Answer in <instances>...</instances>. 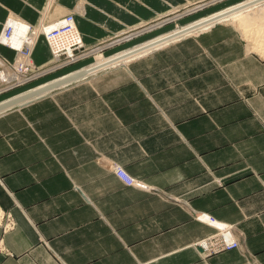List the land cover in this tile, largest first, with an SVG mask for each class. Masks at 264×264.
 Listing matches in <instances>:
<instances>
[{"label": "crops", "instance_id": "obj_1", "mask_svg": "<svg viewBox=\"0 0 264 264\" xmlns=\"http://www.w3.org/2000/svg\"><path fill=\"white\" fill-rule=\"evenodd\" d=\"M49 1L0 0V31L10 16L37 28ZM193 1L54 0L44 22L73 13L83 42L111 45ZM233 31L216 26L1 114L11 227L0 225V264H264V63ZM49 56L43 42L32 52L36 63ZM215 223L239 248L206 257L196 242Z\"/></svg>", "mask_w": 264, "mask_h": 264}, {"label": "rangeland", "instance_id": "obj_2", "mask_svg": "<svg viewBox=\"0 0 264 264\" xmlns=\"http://www.w3.org/2000/svg\"><path fill=\"white\" fill-rule=\"evenodd\" d=\"M196 1H201V3L194 4ZM245 1H247V0H220V1L212 3L213 0H208V2L207 1L204 2L202 0H195L193 2H190L191 4H194V5H191L188 7L186 6L187 4L184 3L183 5L176 8V10H178V12L176 14H171V15L167 16V18L164 16V18H162L161 20L155 21L158 23L164 21V23L162 25L157 24V26L155 27V26H152L153 24H155V22H150V24L148 26H151L154 28H152L148 32H145L144 34H141L139 36H135L129 41H125V40L118 41V43L115 41H116V39H119V38H116V39H114L115 43L111 44V45H109V44L112 43V41H110V40L105 41L107 39H110V37L107 36L101 40H98L97 42H95L93 44H85L83 48L82 47H77V48L74 47L73 51H72L73 57H69V55H67L65 51H62V53L58 52L55 54L58 56L56 58V57H54L53 53L49 52L50 58L48 61H44V62L41 61V63H36L32 58V50L27 51V47H26V48H24V51L20 55L21 57H23L22 58L23 62L21 63V65L23 66V69H25V71L22 72L23 74H21L20 77L22 78L24 76H27L29 79L26 78L27 80H25L24 84H17L16 81L20 77L18 79H16V81L14 80L13 82H11L9 84L0 81V103L5 101V100H8L9 98L16 97V96L20 95L21 93H24L28 90L30 91L32 89H35L34 87H36V86L46 84L47 82L54 81L56 79H59L61 77L66 76V75L76 73L80 70L83 71L85 68L89 67L90 65L94 64L97 61L96 56H98V57L100 56L102 58H108L114 54L121 53V52L126 51V50H130V49L135 48L141 44L152 42L153 40L157 39L159 36L166 34V33L170 32V31H172L178 27L181 28V27H184V26H187L190 24L197 23L200 20L207 18L208 16L213 15V14L220 12V11H223V10H225L224 12H226L227 10L231 9L230 7L235 6L237 4H240V3H244ZM262 3H264V0H260V1L259 0H253V1H250V2L242 4V5L247 6V5H252V4L253 5L261 4V7H264L263 6L264 4H262ZM242 5H240V6H242ZM237 7H239V6H237ZM171 9H172V7L169 8L168 11L163 13L162 15H165L166 13L171 12L170 11ZM240 10H243V9L241 8V9L235 10L234 12H238ZM185 12H187V13H185ZM224 12H220V14H222ZM174 15H178L179 17H177V19H175L176 16H174ZM151 21H154V19ZM223 22H215L214 24H212L213 26L211 25V26L207 27L208 29L207 28L202 29L201 32H199V30H197L198 32L194 31L192 34H190V35H188V36H186V37H184V38H182V39H180L174 43H171V44L163 46L159 49L153 50V51L146 53L142 56H139L137 58H132L131 60H127L126 62H124V61L119 62L113 66L107 65V66L101 67L99 69H96L92 72H89L88 74H86L84 76H81L75 80L70 81L69 83L65 84L64 86H59V88L56 87V90L52 89L53 91H49L47 93V95H45V96H49L52 93L58 92V91L63 90L65 88H75L79 85L88 83V82L94 80L95 77H100V76H103L105 74H108L112 70L126 68V66L129 65L132 61L141 60L142 58H145V57H147V56H149L155 52L157 53L161 50H164L165 48H167L170 45H174V44H177L180 42H184L185 40H188V39L198 38V37L208 33L210 30H212L216 26L222 25V26L233 27V25L230 21H227L226 23L225 22L223 23ZM234 26H235V24H234ZM236 27L234 29L235 31H233V32H235L238 35L239 41L242 44V49L245 51V54L251 55V56H253V58H256L259 62L264 63V56L261 55L259 52H257L253 48V43L251 41H249L251 39L245 38L243 33H241V30L238 28L236 29ZM184 29H186V28H184ZM129 30H131V28H125L124 30H121L120 32L129 31ZM120 32H118L117 35H119ZM123 37H120V39H122ZM168 41H170V40H167L166 42H168ZM166 42H164V43H166ZM164 43H162V44H164ZM97 44H99V45H97ZM0 47L1 48L3 47L0 50V56L2 57V59L0 60L1 61L0 62V71H2L3 67H5V69H3L4 72H7L13 76L14 73H17L20 71L17 67L13 66L14 64L12 63L15 61L14 59L17 57V51L12 50V49L8 48L7 46H4V45H1ZM47 49H48V47H47ZM97 51H99V52H97ZM8 53H11V54H8ZM7 55H8V57H6ZM56 65H57V67H56ZM216 68L219 69L220 71H222L221 68L217 65H216ZM91 69H93V68H91ZM36 73H37V76H36ZM45 96H42L40 98H43ZM38 99L39 98L34 99V100H38ZM34 100H31L30 102L25 103L22 106L27 105ZM19 107L15 108V109H18ZM115 168H119V167H115ZM114 169H113L114 173H117L116 170H114ZM128 184L131 187H135L138 189L143 188V187H141L142 184L138 183V180L134 181L131 178H130V182ZM150 192L152 193V192H154V190L150 188ZM228 228H230V226ZM216 232H217V230L213 228V231L210 234H208L207 236L215 234ZM207 236H205L204 238H206ZM204 238H202V239H204ZM198 242H196V244ZM238 248H239V244H238ZM219 253H223V252H219ZM219 253L216 252L214 254H219ZM205 256L208 257L210 255L206 254Z\"/></svg>", "mask_w": 264, "mask_h": 264}, {"label": "bare ground", "instance_id": "obj_3", "mask_svg": "<svg viewBox=\"0 0 264 264\" xmlns=\"http://www.w3.org/2000/svg\"><path fill=\"white\" fill-rule=\"evenodd\" d=\"M53 2H54V0L49 1V3H50L49 8L46 9L45 13L43 14V18L41 19L42 22H40V24L37 28H34L33 26H31L27 22L16 18V16H10L9 18H7V20L5 19L6 21L3 23V26H2L1 31H0V46L4 45V46H7L8 48H10L12 50L17 51V57L14 59L15 61L12 63L14 64L13 66L17 67L20 71L17 73H14L15 75L13 74V76H12L9 73L4 72L3 69H5V67H3L2 71H0V81L1 82H5V83L9 84V83L13 82L14 80L16 81V79H18L20 77V75L23 74L22 72L25 71V69H23V66L21 65V63L23 62L22 61L23 57H21L20 55L24 51V48H26V47H27V51L32 50V52H33L35 50L37 44L39 42H43L48 47V51L53 53L54 57L57 58L58 56L55 54L58 52L62 53V51H65L66 54L69 55V57H73V54H72L73 48L74 47H76V48L82 47L83 48L84 45L86 44L85 42H83L82 34L80 33V31H79V29H78V27L74 21L73 13L69 14V16L71 15L70 19H66L65 17H60V18L57 17V18L53 19L52 21H50L49 23L44 22V20L47 16V13L49 12L48 10H50L51 4ZM262 4H264V3H262ZM241 8L243 10H240L238 12H234L235 10H238ZM57 11L59 12V8ZM60 11H61V9H60ZM59 13H57L56 15H59ZM185 13H187V12H185ZM175 16L178 17V15H175ZM223 21L225 23L227 21H230L232 23L234 29L237 26L236 29L237 28L240 29L241 33H243L245 38L251 39V40H249V39L248 40L253 43V48L257 52H259L261 55L264 56V7H261V4H256V5L252 4V5H247V6L242 5L239 7H235L233 9L231 8L222 14H220V13L216 14V15L210 17L208 20H206L202 23L190 26L186 29H181V28L177 29L176 28V30H174L175 32L172 31L173 33L170 34L171 36H169V35L168 36H161V38L159 37V39H156L153 42L148 43L147 45H144V46L141 45V47L138 46L137 48H139V49H137V50L132 51V49H131L132 52H129V53L133 54V55H130L128 57L126 56L124 58H122V57L116 58V59L112 60L114 62H112V64H110V65L113 66L119 62H123V61L126 62L127 60H131L132 58H137V57L142 56L146 53H149L153 50L159 49L168 43H172L174 41L180 40V39L192 34L194 31L196 32L197 30H199V32H201L202 29H205V28L211 26L215 22H223ZM156 24H159V23H156ZM234 24H235V26H234ZM152 26L156 27V25H152ZM152 28H154V27L148 26V27L142 28V29L136 31L134 36L128 35L125 37V39L124 38H122V39L127 41V40H129L135 36H139L141 34H144L145 32H148ZM167 40H170V42L168 41V43H167L166 42ZM113 41H114V39H113ZM163 42H166V43L162 44ZM37 48H39V47H37ZM33 55H35V54H33ZM6 57H8V55ZM1 59H2V57L0 56V60ZM35 60L37 62V59H35ZM41 61H40V63H41ZM56 67H57V65H56ZM76 75L77 74H74L73 76L71 75L70 77L65 78L66 76H69V75H66L62 78L55 80V82H51L49 84L48 83L42 84L40 86L35 87V89H32L30 91L28 90L24 93H21L20 95H18L16 97L9 98L8 100L1 102L0 103V115L9 109H12L15 105L20 106L22 104L28 103L31 100L38 98L41 95L48 93V91H50V90H48V88H52L51 86L57 85V84L59 86L61 84H64V83L70 81L71 77L73 78ZM36 76H37V73H36ZM22 78L20 77L16 81L17 84H24L25 80L29 79L27 76H24ZM63 78H65V79H63ZM60 79H62V80H60ZM11 104H13V105H11ZM9 105H11V106H9ZM213 226H214V228L219 227L222 229L229 227V226L217 224V223H215ZM227 238L229 240L234 239L230 232H228ZM233 250H235V249H233Z\"/></svg>", "mask_w": 264, "mask_h": 264}, {"label": "built area", "instance_id": "obj_4", "mask_svg": "<svg viewBox=\"0 0 264 264\" xmlns=\"http://www.w3.org/2000/svg\"><path fill=\"white\" fill-rule=\"evenodd\" d=\"M66 19H70L71 16H66ZM117 175L124 180V182L129 183L130 178H128L120 168H115ZM4 222L6 224H4ZM208 223V222H207ZM0 225L5 227H11V222L9 217L0 210ZM211 225V224H210ZM212 226V225H211ZM213 227V226H212ZM214 228V227H213ZM217 230L215 234L209 235L206 238L200 240L196 245L202 249V252L206 255H212L216 252H226L233 249H238V242L233 239L229 240L227 238L228 232L231 233L230 228H219L215 227Z\"/></svg>", "mask_w": 264, "mask_h": 264}, {"label": "water", "instance_id": "obj_5", "mask_svg": "<svg viewBox=\"0 0 264 264\" xmlns=\"http://www.w3.org/2000/svg\"><path fill=\"white\" fill-rule=\"evenodd\" d=\"M112 62H114V61L107 62V63L102 64V65H100V66H97L96 68H93V69H91V70H88V71H85V72L79 73V74H77L75 77L71 78V81H72V80H75V79H77V78H79V77H81V76H84V75L88 74L89 72H92V71H94V70H96V69H99V68H101V67H104V66L110 65V64H112ZM69 82H70V81H69ZM61 85H62V84H61ZM57 86H58V84H57V85H53V86H51L52 88H48V90H52V89H54V88L57 87ZM59 86H60V85H59ZM11 105H13V104H11ZM11 105H9V106H11ZM6 106H7V105H6Z\"/></svg>", "mask_w": 264, "mask_h": 264}]
</instances>
